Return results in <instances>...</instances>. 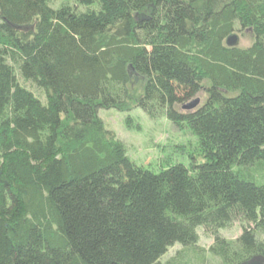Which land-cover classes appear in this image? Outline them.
<instances>
[{
    "label": "trees",
    "instance_id": "obj_1",
    "mask_svg": "<svg viewBox=\"0 0 264 264\" xmlns=\"http://www.w3.org/2000/svg\"><path fill=\"white\" fill-rule=\"evenodd\" d=\"M75 1L94 9L0 0V264L264 259V0ZM133 108L188 127L202 163L135 166L97 116Z\"/></svg>",
    "mask_w": 264,
    "mask_h": 264
},
{
    "label": "rangeland",
    "instance_id": "obj_2",
    "mask_svg": "<svg viewBox=\"0 0 264 264\" xmlns=\"http://www.w3.org/2000/svg\"><path fill=\"white\" fill-rule=\"evenodd\" d=\"M48 5L53 10L62 5H68L80 13L86 12L87 9H94V6L90 8L80 6L76 4L75 0H49ZM234 35L238 39L237 47L240 49L248 47L253 41L249 31H244L242 34L235 32ZM18 83L25 89L34 92L43 101L42 96L29 84L23 83L19 78ZM203 86L206 88L207 83H203ZM131 90L136 94L139 91V86L134 83ZM195 99L199 101L198 107L202 105L206 100L204 91H200L193 100ZM177 109L182 111L180 107ZM97 116L102 121L105 130L113 133L115 138L122 143L126 157L137 167L158 174L175 165L189 168L194 162L202 163L201 157L194 155L197 138L188 127L178 129L165 116L152 121L139 108H133L124 113L115 110H98ZM242 225L244 224L234 223L227 229L217 231V236L225 240H234L240 235ZM197 236V246L201 249L207 250L213 243L214 237L207 234L202 228L197 229ZM180 250L179 245L172 246L160 258L158 264H165Z\"/></svg>",
    "mask_w": 264,
    "mask_h": 264
},
{
    "label": "water",
    "instance_id": "obj_3",
    "mask_svg": "<svg viewBox=\"0 0 264 264\" xmlns=\"http://www.w3.org/2000/svg\"><path fill=\"white\" fill-rule=\"evenodd\" d=\"M238 44V39L235 35H230L226 41H225V46L228 48H236ZM199 105V101L197 99L184 104L183 106H181V110L188 112V111H192L194 109H196ZM244 264H264V259H260V258H253L252 260H250L247 263Z\"/></svg>",
    "mask_w": 264,
    "mask_h": 264
}]
</instances>
